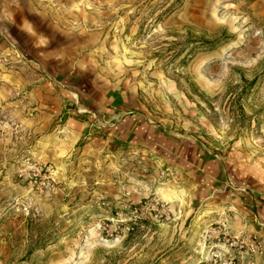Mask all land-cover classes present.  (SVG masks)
Returning <instances> with one entry per match:
<instances>
[{"label": "rangeland", "instance_id": "rangeland-1", "mask_svg": "<svg viewBox=\"0 0 264 264\" xmlns=\"http://www.w3.org/2000/svg\"><path fill=\"white\" fill-rule=\"evenodd\" d=\"M0 264H264V0H0Z\"/></svg>", "mask_w": 264, "mask_h": 264}, {"label": "crops", "instance_id": "crops-1", "mask_svg": "<svg viewBox=\"0 0 264 264\" xmlns=\"http://www.w3.org/2000/svg\"><path fill=\"white\" fill-rule=\"evenodd\" d=\"M19 28H21V26L19 27ZM23 29V28H22ZM34 45V44H33ZM103 103L105 104V105H107V104H109V103H105V100H103ZM106 110L109 112V111H111L109 108H106Z\"/></svg>", "mask_w": 264, "mask_h": 264}]
</instances>
